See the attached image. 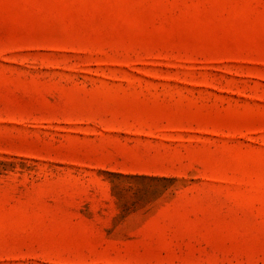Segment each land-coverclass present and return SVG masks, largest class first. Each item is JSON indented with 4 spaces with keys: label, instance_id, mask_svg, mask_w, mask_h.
I'll return each instance as SVG.
<instances>
[{
    "label": "rangeland",
    "instance_id": "rangeland-1",
    "mask_svg": "<svg viewBox=\"0 0 264 264\" xmlns=\"http://www.w3.org/2000/svg\"><path fill=\"white\" fill-rule=\"evenodd\" d=\"M0 264H264V0H0Z\"/></svg>",
    "mask_w": 264,
    "mask_h": 264
}]
</instances>
